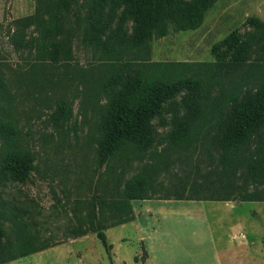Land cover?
<instances>
[{
    "label": "rangeland",
    "instance_id": "rangeland-1",
    "mask_svg": "<svg viewBox=\"0 0 264 264\" xmlns=\"http://www.w3.org/2000/svg\"><path fill=\"white\" fill-rule=\"evenodd\" d=\"M111 5L112 0L103 5L100 0H0V74L5 87L0 88V160L3 133L11 131L7 119L13 107H17L15 113L23 133L20 141L34 158L26 184L0 175V264H140L146 255L141 239L158 236L157 246L166 250L161 261L166 264L212 263V254H200L199 248L215 243L222 262L228 263L224 258L228 253L232 264H243L240 257L236 258L238 249L230 242L236 227L243 225L248 231L244 249L249 247L251 264H264V201H204L175 208L156 199H136L139 220L111 227V208L127 200V181L147 168L157 192L152 198L182 179L204 178L208 160L198 156L199 150L186 164L170 146L172 132L187 118L190 94L186 89L169 97L155 114L150 128L152 140L137 158L128 162L118 157L102 169L98 160L103 118L123 82L113 95L101 98L95 109L85 106L82 94L74 98L71 117L57 124L51 114L57 108L60 89L48 99L39 92L28 95L27 89L34 85L30 69L39 58L46 28L49 31L42 49L46 70L62 83L67 81L68 72L102 64L100 46L106 40L112 44L124 36L130 41L137 24L134 15L125 4L111 19ZM177 18L174 13L169 34L148 39L145 57L150 61L210 64L214 77L209 103H215L224 90L254 72L256 76L245 83L240 96L224 108L231 121L235 107L251 100L264 86L257 77L261 75L259 70H264V0H212L197 29H182ZM95 19L98 29L92 26ZM55 47L59 49L57 59L53 57ZM67 50L73 56L70 64L63 63ZM132 58L130 53L118 62ZM42 86L39 83L38 87ZM226 129H214L210 136L217 140L213 160L218 166L225 151L222 138ZM246 155L231 179L264 196V142L253 143ZM196 164L201 165L198 175ZM211 175L217 178L216 173ZM95 211L113 244L111 254L93 230ZM142 219L147 224L141 223ZM31 236L48 247L15 258L20 252V239ZM227 248L233 249L224 252ZM192 249L194 254L190 253ZM244 260L245 264L248 258Z\"/></svg>",
    "mask_w": 264,
    "mask_h": 264
},
{
    "label": "trees",
    "instance_id": "trees-1",
    "mask_svg": "<svg viewBox=\"0 0 264 264\" xmlns=\"http://www.w3.org/2000/svg\"><path fill=\"white\" fill-rule=\"evenodd\" d=\"M106 0H100L103 5ZM212 0H112L109 16L113 19L122 5H127L129 12L137 21L136 29L130 41L120 36L112 44L106 40L100 46L102 64L81 68L76 73H69L67 81L62 83L47 72L44 53V40L49 29L41 35L42 47L39 58L34 61L30 70L32 87L28 95L39 92L48 99L52 92L60 89L57 108L51 114L54 124L67 120L73 113V99L82 94L85 106L95 109L101 98L110 97L116 86L123 82L103 118V138L99 150L98 166L100 169L111 165L116 158L131 161L139 156L152 140L151 122L164 102L176 92L186 89L188 100L187 118L180 123L171 135L170 146L179 154L178 159L186 164L197 153L201 159L208 160V170L202 180L182 179L168 187L158 198L223 200V201H264V196L249 191L246 185H238L232 176L247 157V151L255 143L264 142V86L251 100L238 104L231 121L227 120L224 108L237 99L244 91L245 83L255 77L249 73L245 80L224 90L215 103H209L213 86L214 73L211 66L191 61H150L146 58L147 41L150 38H161L169 34L170 21L174 13L177 23L182 29H197L204 21L205 10ZM259 25L263 22L253 17ZM98 19L93 20L96 26ZM100 34H97V37ZM21 45V42L20 44ZM58 47L53 57L58 58ZM132 53V59L119 64L122 56ZM73 59L71 50H67L65 64ZM257 65V64H256ZM71 66V65H69ZM207 66L206 69L203 67ZM134 71V74L132 72ZM259 82H264V70H259ZM127 80L124 81V79ZM43 83L42 87H38ZM83 86V87H82ZM0 88L5 89L0 74ZM72 94H70V92ZM5 93V91H4ZM72 95V96H71ZM200 99V102L198 101ZM7 119L11 131L3 133L5 144L0 160V175L9 176L17 183L26 184L33 165V156L25 150L21 140L22 130L19 118L12 108ZM227 129L222 138L225 148L221 166L213 160V146L216 139H211L214 129ZM182 163V162H181ZM132 177L126 183L125 202L112 207L113 220L111 227L134 219L132 200L152 198L157 192L151 186L149 168ZM154 169V168H152ZM198 175L201 165L196 164ZM217 174V178L212 177ZM190 183V184H189ZM1 200V193H0ZM1 203V202H0ZM100 214L93 213V230L102 241L106 251L111 254L113 244L109 241L106 228L101 224ZM38 239V238H37ZM36 237L20 239V252L15 258L46 249L47 245H39Z\"/></svg>",
    "mask_w": 264,
    "mask_h": 264
},
{
    "label": "crops",
    "instance_id": "crops-1",
    "mask_svg": "<svg viewBox=\"0 0 264 264\" xmlns=\"http://www.w3.org/2000/svg\"><path fill=\"white\" fill-rule=\"evenodd\" d=\"M152 199H156L158 201H163V202H159V203H165V204L172 203L174 205L173 207H175V208L184 207L182 205H184L186 203L198 204V203H202L204 201H219V200L176 199V198H146V199H139V200H143V202H145V201H151ZM134 200H136V199H134ZM134 200L132 201V208L134 211V219L129 221V222H134V221L139 220V216L141 214L139 212V210H137L135 208L137 200L136 201H134ZM220 201H223V200H220ZM224 202H229L230 204L239 203V202L232 201V200L224 201ZM241 202H243V201H241ZM179 203H182V204H179ZM177 215H179V212L177 213ZM187 216H189V215H187ZM126 223H128V222H126ZM126 223H122V225L126 224ZM141 223L147 224V220L142 219ZM119 225H121V224H119ZM153 228L156 229V227H153ZM247 232H248L247 226H245V225L237 226L235 229V232L230 235V242L233 244V246H234L233 248L238 249L236 251L237 252L236 258L240 257L242 259L243 264L245 262V260H244L245 257L248 258V260L246 261L245 264H251V261L249 259V257H250L249 247L247 248V250L244 249V244H248V242L246 240L247 236H248ZM158 237H155V238H153V237L145 238L144 237L143 239H141L142 252L146 253V255H145V258L140 261V264H166V262L161 261V255H163V252H165L166 250H165V248L161 249L160 247L157 246ZM143 248H144V250H143ZM233 248H227V249H225L224 252L231 250ZM199 249H200L199 250L200 254H204V255L212 254L213 261H212V263H207V264H232V262H233L230 260L231 258L228 256V253H226L225 257H224L225 259H228L227 260L228 263L222 262V257L220 255L221 251L218 248L217 243H215L214 245L212 244V245L206 247V249H203L202 246ZM195 252H196L195 249H192V251L190 253L194 254ZM223 255H224V253H223ZM137 264H139V263H137ZM252 264H255V263L253 262Z\"/></svg>",
    "mask_w": 264,
    "mask_h": 264
}]
</instances>
